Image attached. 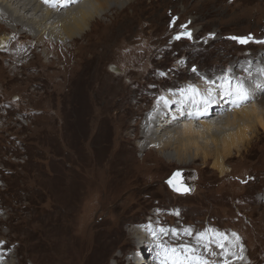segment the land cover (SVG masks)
<instances>
[{
    "label": "rangeland",
    "instance_id": "374dc122",
    "mask_svg": "<svg viewBox=\"0 0 264 264\" xmlns=\"http://www.w3.org/2000/svg\"><path fill=\"white\" fill-rule=\"evenodd\" d=\"M8 1L0 3L15 8ZM126 17L131 28L104 40V30L112 24L119 31ZM52 21L28 33L0 23L9 38L0 47V264H124L136 246L131 232L143 224L179 230L162 233L163 241H185L201 255L198 233L224 230L245 264H264V122L230 115L264 109V85L256 82L253 91L242 68L252 61L249 74L264 75L257 68L264 66V43L257 42L264 41V0H131L123 9L112 5L64 45L55 43ZM41 30L45 35L31 36ZM249 36L247 43L231 39ZM238 84L248 99L224 101L216 125L202 128L196 119L192 133L177 132L160 149L154 137L146 144L139 136L146 113L166 95L188 97L181 92L190 86L234 93ZM175 169L185 172L189 191L168 187Z\"/></svg>",
    "mask_w": 264,
    "mask_h": 264
},
{
    "label": "bare ground",
    "instance_id": "6f19581e",
    "mask_svg": "<svg viewBox=\"0 0 264 264\" xmlns=\"http://www.w3.org/2000/svg\"><path fill=\"white\" fill-rule=\"evenodd\" d=\"M78 1L81 2V0H53V2L56 4V6L52 7L49 4L44 3V0H9L8 2L15 6V8L11 9V6L6 7L5 5H3L2 2H4V0H2V2L0 3V23L5 25V28L8 30L9 29L13 30V29L17 28V26H21L20 29L25 30L24 33H28L27 30L30 29L33 26V24L45 22V20L48 21L50 18L51 19L54 18V21H52L51 26L55 25V31L59 32V33H57L59 40L57 39L55 41V43L60 42V43H62L60 45H64L63 43H65L66 40L63 38H67V41H73L74 39H72V38L77 37V35L80 34L81 32L84 33L87 26H89V23L91 22V20L97 19L98 16L104 15V13L110 7H112V5L119 8V9H123V6L129 4V2L131 0H85L86 2L84 1L81 4H78V3L76 4V2H78ZM70 5H74V7H72L73 9L66 10V11H63L62 13H59L62 11L61 9L63 7L65 8V7L70 6ZM17 8L22 10L24 12L23 14H25V15L29 10L34 12L33 15H35L36 13H38L40 11L41 16L38 15V19L34 18V16H33V18H28L26 16L21 17V15H19L17 13V10H16ZM29 17H31V16H29ZM17 18L18 19L20 18L23 21L22 20L19 21V20H17ZM126 19H128V18L126 17ZM130 19L125 20V21L118 24V25L123 26L122 28H119V31H117V29L115 30V27L111 24L108 27L109 29L107 28L106 30H104L105 32H104L103 39L104 40L106 39L109 41V39L112 38V36L115 37L116 35H119L118 33L122 34L124 30L125 31L129 30L131 28V25L128 26L129 23H126V21H129ZM130 24H131V22H130ZM43 31L44 30H41V32H39L36 35L31 34V36L33 38H36V39L40 38L41 36L45 35V33H43ZM7 39L9 40V38H7V36L2 37L0 35V47L4 46L6 44ZM104 46H108L107 43H105ZM16 54H17V57H20V55H21L20 53H16ZM250 62H252V61H249V62H246L245 64H242V66H243L242 68L245 71V73H243V74L245 77H246V75L251 76V77H247V78H250V83L255 85V86L252 85L253 91H255L254 88L257 87V84L264 85V75L263 76L262 75L256 76V74L250 75L249 74L250 72L256 71L255 66L252 65V63L250 64ZM247 64H249V66H246ZM258 66H257V68H259V72L264 74V66H261V65H260V67H258ZM86 69H87V67H86ZM74 76L75 75H73L71 78H73ZM88 76H90V74H88ZM85 78H86V76H85ZM234 79H233V81H234ZM256 82H257V84H256ZM203 83H205V82H203ZM71 84H72V80L70 79L64 83V88L66 86L71 85ZM234 85H235V83H234ZM198 87H200V86H194L193 88H188L186 90L184 89L185 91L181 92V94H183V93L188 94L189 93L190 96L183 97V98L182 97L177 98L176 101L172 99V96L166 95V97H168L166 102L164 101L163 103H160V104L158 103L156 106L154 105V110H150L146 113V115L148 114L149 116L146 117V115H145V117H146L145 125H141L140 132H139V134H140L139 136L145 141L144 143L147 144L148 142H151L153 137H154L155 140L152 141V143H153L152 147L160 149L164 144L169 143L170 140L174 136H176L177 132H180L182 130L185 131V129H187V130L193 129L194 130L196 119H200L199 123H200L201 127L206 128V129L211 127V126L216 125L215 123H216V121H219L218 119L223 120V117L221 116L222 114L219 111L223 110L222 106L224 105V101H227V99H230V100L233 99L232 97H235V95L234 94L226 95L225 93H222V92L219 94L218 90H214V91L212 90L213 93L211 95V102L208 104H204L202 101H200V98H202L204 95H206V97H207L208 96L207 95L208 90L205 91L203 89H196ZM204 87H206L205 84L201 88H204ZM191 89H195L199 94L198 95L194 94L191 91ZM253 96L257 97V94L256 95L254 94ZM168 103H171V104L174 103L177 105L178 108L176 106L169 107L168 105H166ZM214 106H215V108H212ZM241 106H242V104H241ZM231 108L232 107H230L229 109H231ZM213 113H215V115L217 117L214 120L211 118V116H212L211 114H213ZM238 113L244 114L247 117L252 114V117L255 116V119L257 118L256 122H257V124L259 123V125L260 124L262 125L264 122V109H263V107H261V105H260V107L256 106V105H254V106L251 105L248 108H243V109H238V110L236 109L230 115H232V117H234ZM177 117H178V119H182V123H179L178 126L172 127L175 123H177ZM194 117H197V118H194ZM240 118H242V117H240ZM253 119H254V117H253ZM237 122L239 125L240 121H237ZM244 122H242V124ZM253 122L254 121H252V123ZM246 124H248V123H246ZM252 125H254V123ZM252 125H251V127H252ZM170 127H172V128H170ZM167 128H169L170 130H167ZM160 131H163V133H161ZM190 132H191V130H190ZM249 132H250V130H249ZM185 134L186 133H184V136H186ZM238 134H239L238 137H241L240 134H243V133L241 131ZM188 135H189V133H188ZM188 135H187V137H188ZM173 139H172V141H173ZM175 139H176V137H175ZM234 140H236V139L234 138ZM179 141H181V140H179ZM183 141H184V139H183ZM224 143H225V141H224ZM140 148H143V146ZM228 151L229 150H227L225 153H227ZM217 159H219V157ZM221 160H223V159H221ZM220 164L221 163H219V165H215V166H217L219 168V171L222 172L223 167ZM222 164H224V163H222ZM171 190L175 191L173 189H171ZM175 192H177V191H175ZM177 193H180V192H177ZM182 193H184V192H182ZM161 219H163V218H161ZM144 226H145V224L140 225L139 227L137 226L136 228H138V230L135 229L134 232H131V234L133 233L132 235H136V237H137V241L135 242L136 246L134 247V249H132L130 252H128V254L124 255V257H126L124 264H143L142 262H139L138 260H140V258L146 254L145 253L146 251H150L151 258L150 259L146 258L144 260V261H146L145 264H151V262H153V261H155V264H178L176 262V260H179L180 262L185 263V264H193L190 261V258H193V257L197 258L200 261L206 262V264H213V262H211L210 259L218 262V264H245L244 258H243V251L240 247V244L236 242L233 245V243H232V241L235 240L231 237L232 233H229V232H226L224 230L217 229V228H210V227L204 228L203 227L204 229H202L198 233V235H199L198 239L202 240V243H201V245L197 244L198 247L203 248V253H202L203 255H201L198 251V248L195 250L193 247H191L185 241L178 242V243H172L168 240L163 241L164 237L161 236L162 233L169 232L170 234H174L175 236H177L179 234V230L176 231L175 228L170 227V226L167 227V229H164L163 227H160V226H157L155 228L154 225L149 226V227L146 226L147 228L143 229ZM144 230L146 232L149 231L147 233L152 237V239H150V242L152 241L150 246L146 242V240H143V234L141 233V231L143 232ZM152 231H154V232H152ZM202 234H203V238H201ZM179 235L181 236V234H179ZM221 237H223V239H221ZM31 238H33V237H31ZM206 239H210V241H206ZM218 243L222 244L223 247L218 246ZM154 244H156L157 246H155ZM206 248L214 249V251L216 253L215 254L216 257L213 255L210 258L211 254L209 256L205 255ZM230 251H231V253H230ZM118 254H119V252H118ZM220 255H223V257H220ZM96 261H97V259H96Z\"/></svg>",
    "mask_w": 264,
    "mask_h": 264
},
{
    "label": "snow or ice",
    "instance_id": "6c2138e0",
    "mask_svg": "<svg viewBox=\"0 0 264 264\" xmlns=\"http://www.w3.org/2000/svg\"><path fill=\"white\" fill-rule=\"evenodd\" d=\"M44 3L49 4L52 7H55L56 6V4L53 2V0H44ZM188 35H189V38H191L190 37V34H188ZM176 38L179 39L180 37L177 36ZM231 39L237 40L239 43H247L252 38L249 36V37H231ZM257 42L258 43H264V41H257ZM193 71H195V69H193ZM190 88H191V86H190ZM191 91L194 94H197V95L199 94L195 89H191ZM225 94L226 95H232V94H234L237 101H243V100H247L248 99V91L243 86V84H238L235 87V89H234V93L233 92H230L228 89H225ZM202 102L204 104H208V103L211 102V89L208 90V96L205 97V98H203V101ZM169 183L171 184L172 182L169 181ZM179 190L180 189H177V191H179ZM201 238H203V234L201 235ZM221 239H223V237H221ZM218 246L223 247V245L222 244H219V243H218ZM194 259H196V258H194ZM199 264H206V262L199 261Z\"/></svg>",
    "mask_w": 264,
    "mask_h": 264
},
{
    "label": "water",
    "instance_id": "95a60500",
    "mask_svg": "<svg viewBox=\"0 0 264 264\" xmlns=\"http://www.w3.org/2000/svg\"><path fill=\"white\" fill-rule=\"evenodd\" d=\"M184 177L185 172L183 170L175 169L172 174L167 178L166 183L171 189L175 191H177V189H180L177 192L185 193L191 189V186L189 183H187V180L185 181L186 178L184 179ZM169 181H171L172 183L170 184Z\"/></svg>",
    "mask_w": 264,
    "mask_h": 264
}]
</instances>
